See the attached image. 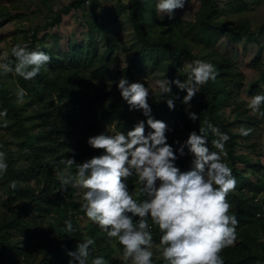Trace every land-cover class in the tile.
<instances>
[{
  "label": "trees",
  "instance_id": "1",
  "mask_svg": "<svg viewBox=\"0 0 264 264\" xmlns=\"http://www.w3.org/2000/svg\"><path fill=\"white\" fill-rule=\"evenodd\" d=\"M84 1L71 0L64 8V12L79 8ZM225 1L245 4V0ZM152 2L153 0L130 1V18L136 36V48L127 62V67L124 66L119 71L114 70L113 66L117 61L112 52L116 50L117 43L110 35V31L103 28L102 44L90 32L85 43H77L76 47L70 48L64 55H57L55 48H42L40 51L48 54L51 62L32 80H25L19 76L21 87L31 98L39 102L47 101L52 105L51 110L57 118V126L34 131L33 124L25 123L22 104H19L16 96L0 82V107L7 110L11 124L20 133V159L23 162L17 165L15 159L9 155L11 151L4 150L8 156L6 158L8 168L0 179V186L6 194L3 204L8 214L5 213L0 218V264H69L71 258L66 252L75 250L76 245L83 242L85 237L95 241L90 246L86 264H91L95 257H102L106 264H126L123 259L113 254L114 247L107 233L90 221L83 210H77L78 204L72 197V184L62 186L57 177V173L63 170V165H58V161L74 154L75 160L79 163L101 155L103 150L92 149L87 144L89 137L101 133L114 135L120 131L127 132L138 121L146 120L141 111L129 110L127 103L120 96L114 78L125 76L129 82H141L135 76V69L140 67L142 70L147 58L152 57L158 62L161 55H167L163 76L169 80L176 79L174 72L183 57H188L191 61L204 60L212 63L218 70L215 81H209L200 87V101L194 108H188L181 103L182 97L175 85H172L171 92V96L177 97L173 110L168 109L157 93L149 95L148 103L154 119L168 125L170 131L166 133L167 143L174 151L187 139L189 132H198V128L204 126L205 120L220 132L229 135L230 139L225 145L228 153L226 159L236 179V187L234 191L228 193L227 201L231 205L230 214L236 215L238 225L235 245L225 248L221 256L224 264H264V240L260 238L261 236L264 239V200L260 201L257 198L259 189L248 183L244 172L237 169L236 163L242 157L233 153L235 134L232 131V124L243 123L247 119L238 111V107L231 109L234 112L231 118L221 109L231 100L230 88L240 84V74L232 70L231 59L227 56L217 54L216 57H205L193 54L188 46L177 40V36L172 35L174 27L170 25L172 33L170 35L149 34L146 26L150 24L152 18ZM200 2V17L194 23V27L208 41L216 42L214 35L218 36L223 32L236 37L242 34L248 38L255 37V31L248 30L244 23L238 26L217 23L215 18L222 11L218 0ZM257 30L264 31V23ZM29 50L33 51L31 47ZM9 58L12 60L14 57L10 55ZM108 79L113 80L111 90L103 85L94 93H89L83 83V80L86 82ZM169 98L171 97L168 95L163 97L164 100ZM53 99L57 101L56 104L53 103ZM188 111L197 113L199 120L196 122L189 120ZM104 124H113L114 132L107 130ZM149 130L145 125V131ZM206 139L209 149L216 151L212 146V140L216 139V136L210 130L206 134ZM0 146L5 148L3 142H0ZM68 149H72L73 152H68ZM184 152V156L176 153L179 157L176 166L181 171L189 169L192 159L186 147ZM71 171L75 174L74 167ZM13 182L15 188L11 187ZM31 182L35 184L34 188L30 185ZM128 184L130 193L136 191L134 199H144L142 195H138L140 185L137 177L133 176ZM50 195L53 199H50ZM73 209H76L77 215L72 213ZM80 215L87 221L86 223L78 218ZM66 220L71 221L73 225L74 231L71 233L64 231ZM149 224L153 243L159 242L162 233L157 226L151 222ZM116 244H119L118 241ZM119 246L122 247L120 244ZM37 252L40 257L34 260ZM72 264L76 262L73 261ZM152 264L167 262L160 258L152 260Z\"/></svg>",
  "mask_w": 264,
  "mask_h": 264
},
{
  "label": "clouds",
  "instance_id": "2",
  "mask_svg": "<svg viewBox=\"0 0 264 264\" xmlns=\"http://www.w3.org/2000/svg\"><path fill=\"white\" fill-rule=\"evenodd\" d=\"M186 0H159L156 10L174 18L178 9L185 7ZM28 42L16 43L11 47L12 60L0 62V75L14 73L25 80L34 79L51 57L42 51H31ZM125 67L127 64L125 63ZM187 79H157L154 81L157 95L169 110L175 108V99L171 96L172 85L184 91L182 104L191 107V100L200 87L209 81H215L217 68L204 60H194L184 65ZM116 87L129 110H139L146 120L138 121L127 132L114 135L104 133L91 136L87 144L101 155L93 156L83 162L72 157L58 161L63 170L57 173L62 186L73 184L84 190L81 209L86 217L97 224L109 238H114L123 247L124 261L131 264H152L153 235L151 223L162 233L160 245L162 258L167 264H224L222 251L236 243L235 214H230L231 205L227 201L228 193L234 191L236 179L232 169L224 160L229 135L220 132L209 121L197 131H191L187 139L174 151L167 143L168 125L154 119L148 103L150 92L141 82H129L122 76ZM165 95L171 98L164 100ZM16 101L23 103L26 90L19 88ZM264 95L252 96L248 108L260 118H264ZM189 120H199L197 113L188 111ZM7 110L0 111V119L6 118ZM145 125L150 129L145 131ZM4 126H7L5 119ZM209 130L216 136L209 149L206 134ZM239 133L248 136L251 128L241 126ZM178 143V142H177ZM185 147L192 159L190 167L181 171L176 166L179 156H184ZM68 152H73L68 149ZM75 168V174L71 171ZM8 164L6 153L0 151V179L6 174ZM137 177L140 185L138 195L144 199H134L129 190L128 181ZM15 188V182L11 184ZM64 231H74L71 221L64 222ZM95 241L85 237L76 245L75 250L67 251L76 264H86L90 255V246ZM91 264H106L102 257H95Z\"/></svg>",
  "mask_w": 264,
  "mask_h": 264
},
{
  "label": "rangeland",
  "instance_id": "3",
  "mask_svg": "<svg viewBox=\"0 0 264 264\" xmlns=\"http://www.w3.org/2000/svg\"><path fill=\"white\" fill-rule=\"evenodd\" d=\"M71 0H0V62H7L5 56L10 60L11 47L16 43L28 42L33 51H40L42 48H55L56 54L64 55L70 48L76 47L77 43H85L90 32L103 43L102 29H108L110 35L115 39L117 48L112 52L117 63L113 66L114 70L119 71L129 61L135 51L136 36L130 18L129 4L131 0H85L77 9L72 8L65 13L64 8ZM159 0H153L152 18L147 27L149 34L166 36L172 34L169 25L174 27L172 30L175 37L181 44L188 46L195 55L205 57H216L217 54L227 56L231 59V68L240 74V84L231 87V100L221 108L225 115L230 118L234 116L231 110L238 107V111L246 116L243 123L232 124V131L235 134L234 150L235 155L242 159L236 163L237 169L244 172L248 183L256 186L259 191L257 198L264 200V118L253 114L248 108L249 100L255 95H264V31L257 30L264 23V0H245V4L234 3L225 0H218L222 8L221 14L215 19L216 22L224 23L229 26H238L244 23L248 30L255 31V37L248 38L244 34L239 37L230 35L226 32L214 35L216 42L208 41L204 35L196 30L194 23L198 20L201 8L200 0H186L185 7L178 9L174 13V18L169 19L167 15L156 10ZM176 34V35H175ZM166 56H160L159 61L147 58L145 65L135 69V76L148 88L150 94H156L154 81L165 79ZM14 65V58L12 59ZM192 62L188 57H183L174 72V76L181 81L187 79L184 65ZM47 70V69H46ZM121 77H115V83ZM85 80V79H84ZM83 83L89 93H94L98 87L105 86L111 90L112 81L108 80H88ZM0 82L15 95L21 87L19 76L14 73L0 75ZM179 95H186L179 90ZM27 93V92H26ZM200 90L191 100V107L194 108L200 101ZM47 100V99H45ZM54 100V99H53ZM56 100L53 103L56 104ZM22 104V116L26 124H33L34 131L38 129L57 126V118L52 113V105L47 101L39 102L27 94ZM5 110L0 107V111ZM264 111V105L261 106ZM37 112V114H36ZM29 117V118H27ZM5 119L7 126H4ZM27 119V120H26ZM245 124V125H244ZM241 126L251 128L253 131L248 136L239 133ZM104 127L111 133L114 126L105 125ZM20 133L11 124L9 116L0 119V142L5 144V148L0 146V151L9 149V154L16 161L17 165L22 164L20 159L19 140ZM76 140V139H74ZM6 158L8 156L6 155ZM225 163L230 164L227 159ZM30 185L34 188L33 182ZM73 188V200L78 204L77 210H81L84 190L79 187ZM37 192V190H35ZM136 191H132V196ZM6 197L0 186V218L6 213L3 199ZM50 199H53L50 195ZM47 207H49L47 205ZM76 209L72 213L76 214ZM83 220V223L87 221ZM151 222V220H149ZM261 240L264 239L260 236ZM114 247L113 254L123 259V247L116 244L117 240L109 238ZM151 251L152 260L162 258V246L159 242L153 243ZM40 257L39 252L34 256V260ZM124 260V259H123ZM131 264V261H125Z\"/></svg>",
  "mask_w": 264,
  "mask_h": 264
}]
</instances>
